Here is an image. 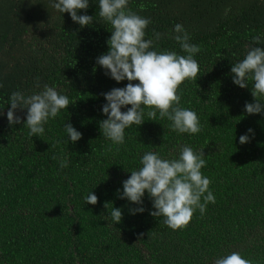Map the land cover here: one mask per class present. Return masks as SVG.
<instances>
[{"label":"trees","instance_id":"trees-1","mask_svg":"<svg viewBox=\"0 0 264 264\" xmlns=\"http://www.w3.org/2000/svg\"><path fill=\"white\" fill-rule=\"evenodd\" d=\"M49 5L0 0V264H215L232 252L264 264V113L245 112V103L254 102L252 81L240 88L230 71L253 37L264 48V0H128V9L151 20L145 29L151 50L187 55L173 39L176 24L199 47L193 56L198 76L177 94L180 107L196 112L201 131H173L157 111L156 121L145 114L141 126L126 128L119 145L99 128L107 119L102 93L129 81L117 83L96 65L111 36V25L98 15L99 0L78 12L93 17L83 28ZM154 32L162 34L159 40ZM45 84L68 96V108L49 118L42 136L28 135L26 109L16 110L22 123L9 126L11 94L29 96ZM65 123L82 133L79 141L69 140ZM245 134L250 141L241 144ZM185 145L203 152L201 173L211 181L215 203L172 230L150 215L155 209L147 191L137 205L120 199L117 189L122 193L145 152L178 159ZM90 192L96 205L85 203ZM113 207L122 210L120 223L111 220ZM137 207L145 211L132 214Z\"/></svg>","mask_w":264,"mask_h":264},{"label":"clouds","instance_id":"clouds-1","mask_svg":"<svg viewBox=\"0 0 264 264\" xmlns=\"http://www.w3.org/2000/svg\"><path fill=\"white\" fill-rule=\"evenodd\" d=\"M127 5L128 0H99L98 15L111 25V36L106 41L108 51L96 58V65L102 67L105 75L117 83L129 81L123 88L102 93L107 101L102 106L107 119L99 121L102 135L115 145L123 144L126 128L141 126L145 122V114L148 121H156L157 111L160 119L167 118L172 122L173 131L199 133L201 126L196 112L180 107L181 96L177 94L179 86L186 79L193 80L198 76L199 65L193 56L200 51L199 47L190 44L189 34L181 24H176L173 39L187 55L151 50L154 41L145 39V29L151 20L132 12ZM49 6L60 13L70 14L72 21L81 28L93 24L92 16L78 15L81 10L89 8V0H50ZM140 8L143 10L144 5L141 4ZM154 35L159 40L162 34L154 32ZM252 41L245 58L233 64L230 70L233 83L240 88H249L248 81H252L254 102H246L244 106L249 115L264 113V102L260 99L264 97V48L256 46L261 44L260 36L253 37ZM134 81L138 83H132ZM9 104V126L21 124V117L16 115V110L26 109L23 125L29 129L28 135L34 137L43 135L44 124L49 118L57 117L62 109L68 108L70 100L68 96L58 93L55 87L45 84L42 91L29 96L19 91L13 92ZM128 105L131 107L122 112V107ZM145 108L149 109L147 113ZM64 127L71 142L82 138V133L71 123H65ZM248 133H253V129L249 128ZM239 140L245 144L250 141V137L248 134L241 135ZM203 156V152L196 153L187 145L181 147L178 159L167 160L158 153L145 152L140 159L141 167L130 171V177L122 182V193L117 189L118 197L142 205L147 191L155 209L150 215L154 218L163 217L162 223L172 230L182 229L191 221L196 209L203 215L207 204L215 203V197L209 191L211 181L201 173V169L206 166ZM60 167H67L66 160H61ZM97 202L98 197L93 192L85 197L86 204L96 205ZM108 205L105 202L104 207L108 208ZM144 211L143 207L130 209L132 214ZM110 217L115 224L120 223L122 210L113 207ZM215 264L252 262L239 252H232L217 259Z\"/></svg>","mask_w":264,"mask_h":264}]
</instances>
